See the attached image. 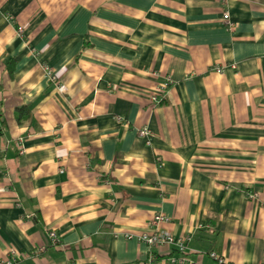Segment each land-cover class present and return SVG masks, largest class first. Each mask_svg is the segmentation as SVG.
<instances>
[{
	"label": "crops",
	"instance_id": "0c3cea01",
	"mask_svg": "<svg viewBox=\"0 0 264 264\" xmlns=\"http://www.w3.org/2000/svg\"><path fill=\"white\" fill-rule=\"evenodd\" d=\"M157 213L186 252L139 239ZM13 249L264 264V0H0V258Z\"/></svg>",
	"mask_w": 264,
	"mask_h": 264
},
{
	"label": "built area",
	"instance_id": "2783aa9c",
	"mask_svg": "<svg viewBox=\"0 0 264 264\" xmlns=\"http://www.w3.org/2000/svg\"><path fill=\"white\" fill-rule=\"evenodd\" d=\"M224 22L226 26L233 30L235 27V24L230 19V14L228 11L224 12ZM23 31V27H19V32ZM45 73L46 76L53 81L57 86L61 87V81L58 75L52 70V68L49 65H45ZM216 70L219 72H223V67H216ZM152 103H159V95H153L151 97ZM140 134L142 136L149 137L151 136L152 132L150 128L144 127L141 129ZM169 219L164 213H157L152 221V229L149 231H144L139 235V239L145 243H147L152 249L155 247L160 246H175L178 251L180 252H186L187 245H186V239L183 237H177L172 232L168 230H164L161 228L162 223L167 222ZM52 237V241L56 244L61 243V238L57 235L56 232L52 231L50 233ZM131 237V235H129ZM215 256V254H213ZM18 259V253L15 249H13L7 257L0 258V264H16ZM172 262L177 263H183L184 260L176 257H171Z\"/></svg>",
	"mask_w": 264,
	"mask_h": 264
}]
</instances>
